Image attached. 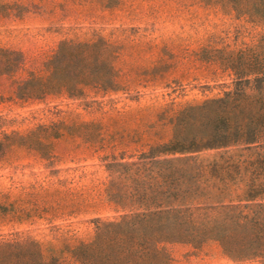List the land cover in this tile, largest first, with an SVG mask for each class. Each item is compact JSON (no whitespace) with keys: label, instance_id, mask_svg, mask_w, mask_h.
I'll return each instance as SVG.
<instances>
[{"label":"rangeland","instance_id":"obj_1","mask_svg":"<svg viewBox=\"0 0 264 264\" xmlns=\"http://www.w3.org/2000/svg\"><path fill=\"white\" fill-rule=\"evenodd\" d=\"M247 2L0 0V139L57 121H93L101 137L96 151L71 134L54 139L50 161L15 146L0 158V254H16L11 245H25L44 264H81L77 248L93 240L98 226L146 212L141 203L108 194L122 179L114 162H131L136 158L130 156L167 141L174 115L233 87V62L264 43V17L249 12ZM97 36L116 45L115 87H85L79 96L16 95L17 83L31 72L42 73L62 39ZM240 147L153 159H180L191 168L192 188L201 186L204 195L188 189L176 203L204 206L195 210L196 217L212 212L209 205L218 200V193L206 188L208 182L201 183L212 180L208 164ZM112 155L118 159L111 160ZM244 188L241 183L222 191L216 204L248 202ZM262 194L249 203L260 202ZM147 206L155 209L156 202ZM196 227L195 238L163 242L162 254L144 264H264L263 254L234 253L211 231Z\"/></svg>","mask_w":264,"mask_h":264},{"label":"trees","instance_id":"obj_2","mask_svg":"<svg viewBox=\"0 0 264 264\" xmlns=\"http://www.w3.org/2000/svg\"><path fill=\"white\" fill-rule=\"evenodd\" d=\"M246 8L264 17V0H248ZM116 56V45L101 36L62 39L45 61L43 72L28 74L17 83L15 93L28 99L62 92L79 96L85 87L112 89L116 85ZM232 65L236 74L233 87L174 115L170 139L130 156L136 158L131 162H114V172L123 180L114 182L108 194L141 203L146 212L98 226L93 240L77 248L75 255L81 264L151 263L153 254H162L163 242L195 238L196 225H201L200 231H211V237L223 246L229 244L228 249L234 253L264 256V194L260 202L249 203L264 193V43L241 53L240 62ZM66 134L81 139L95 151L100 147L97 123L57 121L39 125L19 137L4 135L0 139V158L15 146L34 150L50 161L54 158V139ZM234 144L241 146L239 151L208 164L212 180L201 183L207 181L206 188L214 196L218 193V200L209 205L212 212L201 211L195 217V210H203L204 206L198 204L194 209L176 203L188 189H196L190 181L191 168L181 164L180 159L153 157ZM117 159L111 156V160ZM241 183L246 186L243 199L248 202L216 204L222 201V191ZM196 190L200 195L205 192L201 186ZM148 202H156L155 209L149 208ZM185 208L190 209L188 214ZM201 220L206 221L197 224ZM32 249L11 245L16 254H0V264H44L36 254H30Z\"/></svg>","mask_w":264,"mask_h":264}]
</instances>
